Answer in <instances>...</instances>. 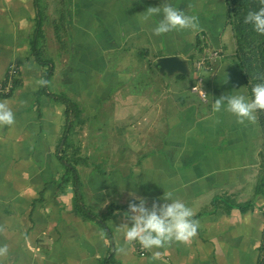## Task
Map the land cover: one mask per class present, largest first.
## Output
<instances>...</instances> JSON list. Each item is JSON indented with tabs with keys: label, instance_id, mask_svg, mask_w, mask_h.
<instances>
[{
	"label": "crops",
	"instance_id": "0c3cea01",
	"mask_svg": "<svg viewBox=\"0 0 264 264\" xmlns=\"http://www.w3.org/2000/svg\"><path fill=\"white\" fill-rule=\"evenodd\" d=\"M169 2L196 15L200 30L153 36L159 17L139 22L148 7ZM226 11V0H0V81L17 68L0 95L15 117L0 125V264H258L264 198L250 177L255 121L211 110L220 95H247ZM167 55L185 59L188 75L160 73L155 59ZM194 85L206 90L204 101ZM56 95L79 108L67 137L74 160L58 146L65 106ZM65 154L112 248L76 206ZM169 191L192 209L196 234L151 251L126 242L119 225L130 193L150 204Z\"/></svg>",
	"mask_w": 264,
	"mask_h": 264
},
{
	"label": "clouds",
	"instance_id": "9594fccd",
	"mask_svg": "<svg viewBox=\"0 0 264 264\" xmlns=\"http://www.w3.org/2000/svg\"><path fill=\"white\" fill-rule=\"evenodd\" d=\"M159 17L151 25V34L161 36L170 32L184 30L199 31V19L188 14L173 3L148 7L139 16L140 23H147ZM244 23L251 26L257 34L264 35V0L259 6L244 17ZM40 84L46 81H39ZM213 113L227 112L236 118V122L252 123L257 110H264V82L255 83L251 95L236 91L220 95L212 101ZM15 117L7 102H0V125H12ZM132 199L123 211V223L119 225L126 242H138L146 250L159 249L172 242L187 243L195 234L198 222L193 217L192 209L180 199L173 198L172 192H164L160 198L148 199L130 193ZM7 251V246L0 247V253ZM158 251L153 258L159 257Z\"/></svg>",
	"mask_w": 264,
	"mask_h": 264
},
{
	"label": "trees",
	"instance_id": "16d2710c",
	"mask_svg": "<svg viewBox=\"0 0 264 264\" xmlns=\"http://www.w3.org/2000/svg\"><path fill=\"white\" fill-rule=\"evenodd\" d=\"M227 4V21L231 25L233 39L235 41L234 50V62L240 71L243 83L245 85L248 95H251L252 84L250 80H253V84L256 82H264V35L257 34L254 32L250 25L244 23V17L251 10H255L259 6V0H226ZM37 60L44 64L45 61L40 60L35 49L33 50ZM50 75V71L45 73L47 78ZM182 76V75H180ZM205 90V89H204ZM206 92V90H205ZM207 96V92H206ZM56 100L64 104V116L65 124L64 130L59 141L58 146L62 145V154L66 149H70V155L73 158L77 154L78 149L73 148L67 141L68 135L71 133L74 122L79 119V108L78 105L71 99L63 96L56 95ZM255 123L260 127L262 131V138L264 139V112L257 111ZM61 151V148H60ZM68 154V153H67ZM65 154V156L67 155ZM60 159L65 164L66 174H70V181L73 187V194L76 202V206L83 212L87 217L97 220L102 226L103 232L106 235L111 248H112V236L108 229L105 219L97 218L92 215L83 204V199L80 191V181L78 178L77 171L74 167V162H70L68 155L66 159L64 156H60ZM75 158H73L74 160ZM255 195H259L264 198V170L259 174L255 185ZM217 200V199H216ZM216 200L214 201L216 203ZM229 204V203H227ZM230 205V204H229ZM250 206V202L239 203L237 207L241 210H245ZM125 208V207H124Z\"/></svg>",
	"mask_w": 264,
	"mask_h": 264
},
{
	"label": "rangeland",
	"instance_id": "374dc122",
	"mask_svg": "<svg viewBox=\"0 0 264 264\" xmlns=\"http://www.w3.org/2000/svg\"><path fill=\"white\" fill-rule=\"evenodd\" d=\"M230 28L231 25L229 24ZM234 45V50H235V41L233 43ZM234 50L233 53L230 54L231 59L234 61ZM235 63V62H234ZM252 86L256 83H252L253 80H250ZM248 95V93H247ZM258 111V110H257ZM260 111V110H259ZM264 112V110H261ZM257 114V112H256ZM255 114V115H256ZM104 138L106 137L104 134L102 135ZM100 138V140H103L105 142L106 139ZM251 176L252 177V184L255 183V180L257 181L259 174L264 170V139L262 138V131L260 130V127L255 123V134H254V139L251 141ZM102 150H105L104 147ZM108 166L111 167V165H100V168L106 169ZM249 182V180H247ZM245 183V188L243 189L244 191H248V189L251 187L249 184ZM251 183V182H250Z\"/></svg>",
	"mask_w": 264,
	"mask_h": 264
},
{
	"label": "built area",
	"instance_id": "2783aa9c",
	"mask_svg": "<svg viewBox=\"0 0 264 264\" xmlns=\"http://www.w3.org/2000/svg\"><path fill=\"white\" fill-rule=\"evenodd\" d=\"M215 55H217L216 52L212 53V56H215ZM204 62H205V57L203 56L197 60L195 64V69L197 71L202 70ZM16 76H17V68L10 67L5 74V78L2 81H0V95H6L7 93L11 91V89L14 86V78ZM198 79L200 80L201 78L198 77ZM191 88H192V91L198 94V96L201 98L202 101L206 99V92L202 87L198 85H194ZM137 252H139V254L141 255L144 254L143 250H140ZM258 264H264V221H263V233H262V240H261V245H260V250H259Z\"/></svg>",
	"mask_w": 264,
	"mask_h": 264
},
{
	"label": "water",
	"instance_id": "95a60500",
	"mask_svg": "<svg viewBox=\"0 0 264 264\" xmlns=\"http://www.w3.org/2000/svg\"><path fill=\"white\" fill-rule=\"evenodd\" d=\"M154 66L160 73H165L166 75H173L175 73L188 75L189 73L186 60L177 55L157 57Z\"/></svg>",
	"mask_w": 264,
	"mask_h": 264
}]
</instances>
